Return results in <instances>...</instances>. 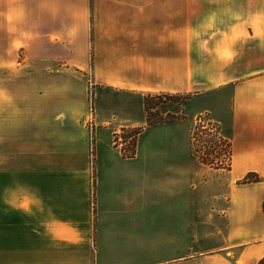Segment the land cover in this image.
I'll return each instance as SVG.
<instances>
[{"label":"crops","instance_id":"0c3cea01","mask_svg":"<svg viewBox=\"0 0 264 264\" xmlns=\"http://www.w3.org/2000/svg\"><path fill=\"white\" fill-rule=\"evenodd\" d=\"M6 16H25L35 39H25L22 102L0 86V264L264 257V0H0ZM88 81L141 96L230 86L224 211L189 197L179 165L161 187L180 196L185 185L186 197H149L152 153L137 147L121 156L96 138L89 160ZM248 172L261 180L238 182Z\"/></svg>","mask_w":264,"mask_h":264},{"label":"rangeland","instance_id":"374dc122","mask_svg":"<svg viewBox=\"0 0 264 264\" xmlns=\"http://www.w3.org/2000/svg\"><path fill=\"white\" fill-rule=\"evenodd\" d=\"M34 33L25 31V16L0 19V86L7 82L12 88L15 104L22 102V88H25V39H35ZM33 51H37L36 46ZM87 84L83 126L89 160L95 151L96 138L121 156H129L137 147L141 152L152 153L147 167L153 169L151 179H155L159 187L156 195L152 193L149 197L162 200L179 196H171L170 191L161 187L164 182L171 189L168 178L171 169L179 165L184 172L187 167L190 172L189 197L207 202L215 200L216 208L224 211L229 198L227 184L231 160L230 86L200 94L148 97L146 102L151 108L147 115L145 94L94 87L90 81ZM147 116L158 122L146 125ZM172 122L178 127L164 126ZM96 128H99L97 137ZM183 176L187 178V174ZM178 192L183 195L179 197L185 198V185L184 188L180 186Z\"/></svg>","mask_w":264,"mask_h":264},{"label":"trees","instance_id":"16d2710c","mask_svg":"<svg viewBox=\"0 0 264 264\" xmlns=\"http://www.w3.org/2000/svg\"><path fill=\"white\" fill-rule=\"evenodd\" d=\"M166 95L165 93H159V94H156V95H152L151 94H145V101H144V108H145V111L148 115L149 113V110L151 108V105L148 104V102H146V100L148 99V97H161V96H164ZM169 97H174L176 96L177 94H167ZM145 122H146V125H151L155 122H158V121H152L148 116L146 117L145 119ZM204 161V160H203ZM261 180V177L255 173V172H248L247 174H245V176L241 179V182H250V181H259ZM257 264H264V257L259 259V261L257 262Z\"/></svg>","mask_w":264,"mask_h":264}]
</instances>
